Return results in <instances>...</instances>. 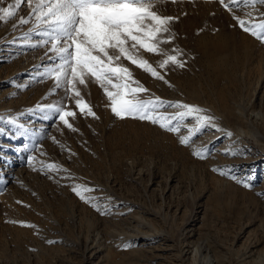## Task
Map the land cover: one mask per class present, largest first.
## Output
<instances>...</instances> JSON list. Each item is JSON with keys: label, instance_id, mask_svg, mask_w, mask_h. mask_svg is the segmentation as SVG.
Here are the masks:
<instances>
[{"label": "rangeland", "instance_id": "1", "mask_svg": "<svg viewBox=\"0 0 264 264\" xmlns=\"http://www.w3.org/2000/svg\"><path fill=\"white\" fill-rule=\"evenodd\" d=\"M157 10L176 17L174 39L162 47L179 49L184 66L160 69L163 57L142 52L165 83L122 63L149 89L143 99L198 105L215 118L191 146L179 142L183 128L178 135L117 118L91 80L80 88L98 119L80 115L41 75L55 61L41 45L43 29L31 31L27 3L0 22V264H264V42L220 0H162ZM251 10L241 4L235 15ZM61 102L76 111L75 131L36 109ZM194 147H207V157ZM74 184L95 189L89 195L107 214L76 196Z\"/></svg>", "mask_w": 264, "mask_h": 264}, {"label": "snow or ice", "instance_id": "2", "mask_svg": "<svg viewBox=\"0 0 264 264\" xmlns=\"http://www.w3.org/2000/svg\"><path fill=\"white\" fill-rule=\"evenodd\" d=\"M24 2L31 9L30 15L34 20L31 31L43 29L41 35L46 39L41 41V45L48 46V51L52 53L50 58L55 61L41 75L53 81L51 94L62 90L64 99L73 102L80 115L98 119L80 88L87 87L91 80L103 90L109 101L108 107L117 118L148 121L178 135L183 128L187 135H180L179 142L184 146H191L193 139L205 128L216 127L213 122L215 118L207 115L206 110L198 105L165 101L154 94L143 99L141 94L148 93L149 89L135 79L131 69L122 63L126 60L165 83L168 81L164 75L144 58L142 52L163 57L157 61L160 69L169 65L184 66L179 59V49L173 48L171 51L176 53L173 55L162 47L174 39L170 24L176 19L158 12L157 5L162 0H15L14 5L0 7V22L6 23L14 18ZM220 3L233 14L242 31L264 42V12L257 9V5H264V0H228L227 3L220 0ZM241 4L252 9L245 13L247 19L235 15V8ZM19 23L27 24L29 20L21 17ZM167 107L177 111L173 114L162 111ZM36 109L51 113L64 126L76 130L69 121V118H75L76 111L69 104H38ZM10 122L15 123V120ZM227 135L231 136V133ZM208 153L207 147H194L192 152L200 159H205ZM226 154L237 155L231 150H227ZM28 159L31 165L33 158ZM46 167L52 171L61 170V166L54 163ZM213 171L237 180L228 171L219 168H213ZM237 182L245 188L251 187L246 181ZM71 190L101 214H107L106 208L102 211L99 199L89 195L95 189L86 184H74Z\"/></svg>", "mask_w": 264, "mask_h": 264}, {"label": "bare ground", "instance_id": "3", "mask_svg": "<svg viewBox=\"0 0 264 264\" xmlns=\"http://www.w3.org/2000/svg\"><path fill=\"white\" fill-rule=\"evenodd\" d=\"M186 251H187V250H186ZM188 252H189V250H188V251L185 253V255H184V259H186V260H187V259H190V257L187 256V255H189ZM248 256H250V254H249Z\"/></svg>", "mask_w": 264, "mask_h": 264}]
</instances>
